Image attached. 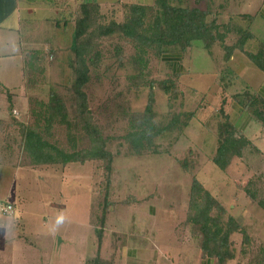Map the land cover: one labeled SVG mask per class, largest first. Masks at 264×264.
<instances>
[{
    "label": "rangeland",
    "instance_id": "374dc122",
    "mask_svg": "<svg viewBox=\"0 0 264 264\" xmlns=\"http://www.w3.org/2000/svg\"><path fill=\"white\" fill-rule=\"evenodd\" d=\"M61 1V11L55 13V18H59L57 25H47L45 33L26 46V90L21 106L9 110L13 120L5 142L0 140V203L6 200L15 203L13 207L16 213L8 218L11 221L19 218L17 226L24 234V240H33L32 233L35 231H49L50 234L49 228L55 225L53 218L63 215L64 223L59 227L55 225L58 239L68 238L82 225L88 226L90 249L85 252L80 249H87L88 246L73 245L77 251L60 256L54 264H84L87 255L89 259H94L100 252L96 253L95 242L100 248L104 244V262L113 264L115 260L109 251L110 244L125 243L128 237L125 229L139 228L143 218L137 214L139 207L133 204H141L145 200L153 202V206L159 209V213L152 215V218H156L152 221L154 225L160 227L164 224L161 215L166 212L168 223L179 225L183 220L187 221L191 232L196 228L199 236L195 240L200 243L203 238L201 224L194 226L198 223L189 221L192 215L190 193L196 177L203 181L224 207L221 210L215 206L211 211L212 217H219L224 224L231 221L232 225L237 224L242 229L230 236L229 251L232 250L238 257L230 263L261 264L264 234L260 231L257 217L261 216L258 197L262 193L257 192L256 198L247 193L250 182L259 187H249L252 191L262 189L264 192V155L248 148L243 158L233 159L229 152L228 158H232V161L225 170L218 168L213 161L226 121L225 106L222 104L225 90L229 92V82L233 78L243 87L244 84L250 85L249 78L244 76L247 69L245 62H241L238 70L229 69L219 42L209 52L202 41H195L182 54L180 62L178 60L177 64L182 66L180 72L179 66H173L172 59L149 52L146 55L148 65L140 74L135 64L137 49L132 40L117 34L99 37L94 41L101 60L91 68L90 79L84 89L88 110L85 111L74 94L75 73L70 65L74 57L77 14L82 4L95 2L100 6L94 26L97 29L114 21H126L130 16V7L135 4L154 7L155 11L156 0ZM57 2L55 0L59 7ZM172 2L177 6L210 9L207 21H216L220 25L228 19L224 14L225 7L229 12L238 14L240 11L237 0ZM41 18L42 15L38 16L39 20ZM221 31L225 32L223 28ZM233 36H228L231 42L236 41ZM259 45L260 42L256 40L253 43L249 40L247 48L256 51L254 49ZM249 63L260 73L256 66ZM255 91L242 93L240 101L249 100ZM53 94L60 96L65 107L63 115L56 119L51 118L47 110ZM226 112L230 123L235 124L228 106ZM89 114L92 130L100 137L97 143L103 144L112 154L111 172L106 169L107 159L66 164L32 163L30 154L24 149L27 129L37 127L47 142L65 152L89 150L95 144L82 126L85 116ZM143 121H148L142 126L143 129L149 126L160 129L171 121L175 122L176 128L159 134L152 143L142 144L137 150L129 137L137 130L133 126H140ZM250 165V172L244 170ZM148 203L146 211L140 210L148 212L147 206L152 205ZM260 203H264V199ZM1 213L0 218H5ZM149 213L153 214L151 211ZM129 216L139 217V220L130 224L126 221ZM115 227L123 228L124 236L117 237ZM101 229L102 235H99L98 230ZM118 254L116 252L115 256ZM52 256L51 251L49 254L41 252V257L25 250L14 254L15 260L25 261V264H49ZM129 256L132 258V254ZM138 256L139 253H136L135 259ZM126 259L123 256L122 261ZM9 261V264H16Z\"/></svg>",
    "mask_w": 264,
    "mask_h": 264
},
{
    "label": "trees",
    "instance_id": "16d2710c",
    "mask_svg": "<svg viewBox=\"0 0 264 264\" xmlns=\"http://www.w3.org/2000/svg\"><path fill=\"white\" fill-rule=\"evenodd\" d=\"M99 7L95 2H87L82 4L80 11H78L73 45L74 57L70 63L75 73L74 94L81 109L83 108L85 111L88 110L86 106L87 96L84 89L89 82L91 68L96 67L101 60V54L96 50V41H94L99 37H109L117 34L125 39L132 40L137 49L135 64L140 69V74H143L148 65L149 61L146 59V55L149 52L161 57L166 56V59H172L174 61L173 66H179L180 72L182 68L180 64H177L178 60L180 62L182 54L195 41H202L205 49L209 52L219 42L224 49L226 62L230 60L236 50L243 51L264 72V43L257 52L247 51L245 49L246 43L253 38L252 33L247 29L232 45L226 44L231 29L226 24L220 25L216 21L208 22L207 17L211 13L210 9L202 10L197 6H177L173 4L172 0H156L155 11L154 7L135 4L130 7V16L126 21L122 23L114 21L109 25H101L94 29ZM222 28L225 32L221 31ZM175 48H178L176 49L178 51ZM239 97L238 95L231 98L243 104L244 111L246 110L252 114L264 126V100L252 95L249 100L245 99L241 102ZM222 104L225 106L226 114L225 130L223 129L221 132L219 147L213 161L218 168L225 170L232 161V158H228L229 152L234 156L233 159L241 158L244 150L251 145V142L242 133L236 136L238 133L237 127L235 124L230 123L226 112L227 99H223ZM47 110L51 113V118L56 119L59 115H63L65 107L58 94L52 95ZM84 119L82 126L95 144L91 149L84 151L65 152L47 142L37 127L27 129L24 133V149L30 154L32 163L35 165L66 164L71 162L84 163L89 159H107L106 169L111 172L112 154L104 148L103 144L97 143L100 137L92 130L90 114L85 116ZM142 123L140 126H133L137 130H134L129 137L137 150L140 149L142 144L152 143L153 139L159 134L173 131L176 128L174 121L160 129L155 126L154 128L149 126L143 129L142 126L148 121ZM248 194L252 198L257 196L256 191H252L249 187ZM190 197V212H192V215L189 221L198 223L194 226L201 224L200 232L203 238L199 244L205 253L217 258V264H227L228 260H234L236 254L232 250L229 251L228 243L230 236L242 229L237 224L232 225L231 221L224 224L219 217H212L211 211L215 206L221 208V210L224 207L220 204V200L210 193L203 181L196 177L193 179ZM98 233L102 235V229L98 230ZM191 234L193 237L199 236L196 228L192 229ZM245 238L247 239L248 236L246 235ZM104 261L99 252L94 259L92 257L91 259L88 258L85 264H106ZM261 261V264H264V257Z\"/></svg>",
    "mask_w": 264,
    "mask_h": 264
},
{
    "label": "crops",
    "instance_id": "0c3cea01",
    "mask_svg": "<svg viewBox=\"0 0 264 264\" xmlns=\"http://www.w3.org/2000/svg\"><path fill=\"white\" fill-rule=\"evenodd\" d=\"M56 1H59L57 2V4H60L59 7L56 5L55 0H0V140L3 142H5L8 127H10V123L13 120L9 110L11 108L17 109V107L21 106L22 96L26 90V46L34 43V38L37 36L44 34L47 25L50 27L54 26V24L57 25L59 18H55V13L61 11L60 9L63 6V2L61 0ZM237 2L240 7L238 14L234 11L229 12L226 7L224 9L225 17H228L224 24L229 25L231 29L229 35H234L233 37L237 40L238 37L244 34L248 29L253 36V38L250 39V43L256 40V42H260L258 46L260 48L264 43V0H237ZM40 15H42L43 18L39 20L38 16ZM242 25H245L244 28H242ZM53 35L55 34L53 33ZM227 39L226 44H233L232 42L234 41L231 42L230 39ZM247 44H249V41L246 43L245 49L251 51L247 48ZM258 47L254 49L256 51L251 52H257L259 50ZM247 60L256 66L260 73L253 69ZM241 62H245L246 64L247 69L244 76L247 79L249 78L248 81L250 85L244 84L245 87H243L242 84L235 83V79L233 78L229 82V92L225 90V99H227L228 104H226V107L228 106L229 113L232 114L233 121L236 127H238V134L242 133L251 142V145L246 149L252 148L258 154L262 153L264 155V126L260 121L255 119L252 114L246 110L244 111L243 104L231 98L238 95L240 96L246 91L256 90L255 92L264 100V72L240 50H236L226 64L229 69L238 70ZM180 67L182 68V66ZM245 113H247L246 118L243 119ZM4 147V150H6L7 145L5 144ZM245 150L243 156L245 155ZM243 156L241 158H243ZM239 159H237V161H239ZM243 162L247 165L245 160H243ZM244 170L250 172L251 165L246 166ZM259 184H261V182ZM248 185V187H258V185L253 182L248 183ZM239 187L241 186L239 185ZM244 189H247V187ZM257 192L262 193L259 194L260 197H258V203L260 205L258 211L261 213V216L257 217V219L259 220V228L263 235L264 203H260V201L264 199L262 196L264 192L262 189H257L256 193ZM16 201H18V199H16ZM5 203L13 205L14 202L6 200ZM147 203L148 202L144 200L141 204H133L139 207L137 214L139 217L143 218L139 228L135 229V227H132L131 229H125L127 230L126 234L128 236L125 243L118 242L116 244H110L111 247L109 251L113 254H111L112 259L115 260L113 264H217L218 259L205 253L199 242L192 236L190 229L187 227V221L182 220L179 225L168 223V214L162 212L161 217L164 220V224L157 227L152 223V221L156 219L152 218V215L159 213L158 207L153 206V202L148 203L152 205L147 206V211L149 209L153 214H148L149 211L145 213L140 210L142 208L146 211ZM15 213V208L14 212L9 215L1 213L5 218H0V264H9V260L16 264H25L24 260V262H22V260H15L14 258L16 252L23 250L37 253L39 257H41V252L49 254V251H51L53 252V256L49 264H54L55 261L59 260L60 256L76 250L73 248V245L88 246L87 249H80L85 252H88L90 249L89 244L91 241H89V227L84 225L75 232H72L68 238L61 240L58 239V232L55 229L56 223L54 227H52L49 222L48 225L51 226V228H49L51 230L50 234H48L49 231H35L32 233V235H34L33 240H24V234L18 230L19 227L17 226L19 218L16 217V221L13 220L14 222L8 218L14 216ZM45 216H43L44 220L46 219ZM139 217L137 218L135 216L134 218H130L129 216L125 218L126 221L131 224L137 222ZM53 220L56 221L55 217ZM115 228L117 230V237L124 236L123 228ZM97 243H94L96 247L94 244L92 246L95 247L96 253L100 251L102 258L105 259L102 253L104 244L103 247L100 248ZM107 246H109L108 243ZM18 248H21V250H18ZM262 250L264 249L262 248ZM116 252L119 253L117 256H115ZM136 253H139L138 259H135ZM130 254H132V258L129 256ZM123 256L128 260L122 261ZM17 257L19 258V255ZM88 258V255L84 258L85 263ZM236 259H238V257L234 260ZM230 262L231 261L228 260L227 264H231ZM260 263H262V261Z\"/></svg>",
    "mask_w": 264,
    "mask_h": 264
},
{
    "label": "built area",
    "instance_id": "2783aa9c",
    "mask_svg": "<svg viewBox=\"0 0 264 264\" xmlns=\"http://www.w3.org/2000/svg\"><path fill=\"white\" fill-rule=\"evenodd\" d=\"M0 210L3 214H11L14 212V207L12 204L1 203Z\"/></svg>",
    "mask_w": 264,
    "mask_h": 264
},
{
    "label": "clouds",
    "instance_id": "9594fccd",
    "mask_svg": "<svg viewBox=\"0 0 264 264\" xmlns=\"http://www.w3.org/2000/svg\"><path fill=\"white\" fill-rule=\"evenodd\" d=\"M64 221H65V217L63 215H60L56 218L55 223H56L57 227H59L60 225H62L64 223Z\"/></svg>",
    "mask_w": 264,
    "mask_h": 264
}]
</instances>
